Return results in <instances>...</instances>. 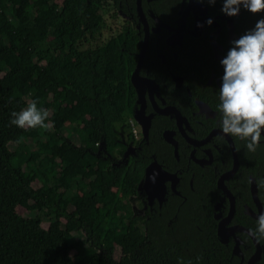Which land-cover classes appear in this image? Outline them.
<instances>
[{"label": "trees", "instance_id": "obj_1", "mask_svg": "<svg viewBox=\"0 0 264 264\" xmlns=\"http://www.w3.org/2000/svg\"><path fill=\"white\" fill-rule=\"evenodd\" d=\"M102 1L0 0V264H122L113 247L130 264H239L242 257L247 264L256 249L252 238L241 233V256L217 233L223 192L212 166H195L194 190L174 206L170 223L153 214L145 230L134 218L131 199L153 154L167 165L178 161L157 129L159 116L149 142L131 131L140 38L125 26L96 43L107 27ZM261 16L243 11V33ZM33 100L48 111L47 127L11 125L10 114ZM133 142L140 148L127 155ZM245 143L239 170L226 183L237 200L234 221L255 229L243 204L254 206L252 176L264 206V143L255 151ZM26 201L33 215L17 211ZM46 220L74 226L51 232ZM259 241L255 264H264Z\"/></svg>", "mask_w": 264, "mask_h": 264}, {"label": "flooded vegetation", "instance_id": "obj_2", "mask_svg": "<svg viewBox=\"0 0 264 264\" xmlns=\"http://www.w3.org/2000/svg\"><path fill=\"white\" fill-rule=\"evenodd\" d=\"M140 2L139 7V0H103L102 6L106 21L109 6H112L116 18L121 17L122 26L119 33L125 26L136 30L140 45L135 52L137 60L135 69L139 63L148 29L146 52L138 71L143 89L133 84L137 91V105L133 110V116L135 110L142 107L141 101L138 102V100L144 90V113L152 115V122L146 135L143 125L135 119L140 128L139 139H146L149 142L154 120L159 116L157 129L168 144L169 151H173L178 161L167 165V163H161L153 154L152 161L156 160L161 166L160 169L168 172L172 177L155 178L157 173H154L150 177L148 187L145 185L146 177L144 176L139 184L138 198L131 199L133 216L142 218L140 223L146 230V222H151L153 214L161 219H168L170 223L172 215L176 212L174 206L177 205L179 209L188 201L190 190H194V178L198 170L195 166L201 168L212 166L218 174V184L220 177L233 167L234 149L240 162L238 148L242 145V140L221 132L216 105L219 102L220 76L223 71L219 60L231 47V41L243 34V22L239 19L245 10L242 9L237 16L228 17L220 12L222 0H216V3L212 5H209L207 0L203 2L200 0H140ZM208 17L213 20L210 26L204 23ZM198 22L202 25L201 27H197ZM134 71L131 76L132 83ZM199 102L205 105V110H201ZM160 110L163 111L160 112ZM166 131L172 132L176 144L166 140L164 136ZM129 133L127 132L128 139ZM260 143H264V140ZM131 145L129 152L135 155L140 146L136 142ZM228 163L232 164L230 168H227ZM233 176L225 179L226 185L228 179ZM250 179L254 178L251 176ZM221 191L223 192L222 202L217 204H221L219 209L216 208L217 205L215 206L218 212L214 214L217 219V233L220 221L227 217L230 210V198L222 189ZM250 193L252 196L251 186ZM152 194L154 196L151 198ZM135 200H138L139 204L134 205ZM252 201L254 206L248 202L243 204V211L247 214V206L257 212L253 197ZM235 204V214L226 224L228 228L233 225H243L234 221L237 212L236 197ZM219 214H221L220 217H217ZM241 233L246 232L237 230L225 243L232 240L236 247L240 241V246ZM238 255L242 256V251Z\"/></svg>", "mask_w": 264, "mask_h": 264}, {"label": "clouds", "instance_id": "obj_3", "mask_svg": "<svg viewBox=\"0 0 264 264\" xmlns=\"http://www.w3.org/2000/svg\"><path fill=\"white\" fill-rule=\"evenodd\" d=\"M207 3L215 4L216 0ZM242 9L252 14L264 12V0H222L220 12L234 17ZM204 23L210 26L213 20L208 17ZM201 26L198 22L197 27ZM219 64L223 70L216 105L220 130L246 141V149L255 151L264 140V16L231 41ZM48 116V111L38 108L33 100L20 111H13L9 123L20 129L46 128ZM248 234L257 240L264 238V212L256 218V227L249 229Z\"/></svg>", "mask_w": 264, "mask_h": 264}, {"label": "water", "instance_id": "obj_4", "mask_svg": "<svg viewBox=\"0 0 264 264\" xmlns=\"http://www.w3.org/2000/svg\"><path fill=\"white\" fill-rule=\"evenodd\" d=\"M140 3L141 2L139 0V7H140ZM140 10H141V8H140ZM147 41H148V29H147L146 38H145V41L143 43L142 50L140 52L139 63H138L137 68L135 69L134 75L132 77L133 84L136 87L142 88V89H143V87L141 86V80H140V76L138 74V71H139V69L141 67V64H142L144 56H145ZM144 99H145V97H144V90H143V92L141 94V98H139V100H138V102L141 101L140 103L142 104V107L140 109L135 110L134 118L140 124L143 125L144 132L147 135L149 127L151 126L152 115H145V113H144V111H145ZM199 105L202 108L201 110H205L204 109L205 105L202 102H199ZM162 111L163 110H160V112H162ZM164 136H165L166 140L176 144V141L173 138L172 132L166 131L164 133ZM230 141H231V139H230ZM128 153H129V151L127 152V155H128ZM176 153H177V148H176ZM239 165H240V162H239L238 154H237L236 150L234 149V164H233V167H232L231 170H229L228 172L224 173L220 177V179L218 181L219 187L230 198V210H229V213H228V215H227V217L225 219H222L220 221L219 227H218V235L223 238L224 242H227L229 237H230V235L234 234L237 230L242 231V232H246L248 234V230L250 229V228H248V227H246L244 225H233V226H231L229 228L226 227L227 222H229L233 218V216L235 214L236 204H235L234 194L231 192V190L225 184V179L227 177L233 176L237 172V170L239 168ZM160 168H161V166L159 165V163L156 160L152 161L149 165H147L146 170H145V177H146L145 178V185L146 186L149 187V185H150L149 183L151 181L150 177L154 173H157L155 178H157V177H160V178H163V177L170 178V177H172L171 174H169L166 171L161 170ZM251 192H252L253 200H254L255 205L257 207V212L254 211L252 208H250V206H247V212L252 217L257 218L262 212H264V206H263V203H262V201H261V199L259 197V187H258V184H257L255 179L251 180ZM152 196H154V194L151 195V198H152ZM220 205L221 204L217 205L216 208L219 209ZM220 215L221 214L217 215V217H220ZM250 237L253 239V241L255 243L256 250L253 253V255L249 258L247 264H255L261 258V255H262V252H263V246H262V244L260 243L259 240H257L256 238H254L252 236H250ZM239 243H240V241H238V243L236 244V247H235V253H237V254H241V249H240ZM242 263H243V260L239 264H242Z\"/></svg>", "mask_w": 264, "mask_h": 264}, {"label": "rangeland", "instance_id": "obj_5", "mask_svg": "<svg viewBox=\"0 0 264 264\" xmlns=\"http://www.w3.org/2000/svg\"><path fill=\"white\" fill-rule=\"evenodd\" d=\"M57 2H60V0H57ZM113 11L114 10L112 9V6H109L106 14L107 27L104 28V30H102L101 32H99L96 38V43H103L104 41H107L109 38H111L112 36H116L119 33L120 26H122V19L121 17L116 18L115 15L113 14L114 13ZM11 148L12 149L15 148V145L11 144ZM34 185L37 187L39 184L35 183ZM137 204H139V202L138 200H135L134 205ZM30 206H31V202L26 201L17 208V211L25 216L33 215L34 213L31 211ZM4 221H6L5 218ZM65 225L72 227L74 226L71 221H66V220H63L60 223H57L56 221L46 220L43 223V226L51 232L56 231L58 228L63 227ZM111 253H113L115 258L120 260L122 264H130L129 256L123 255L118 247L111 248Z\"/></svg>", "mask_w": 264, "mask_h": 264}, {"label": "built area", "instance_id": "obj_6", "mask_svg": "<svg viewBox=\"0 0 264 264\" xmlns=\"http://www.w3.org/2000/svg\"><path fill=\"white\" fill-rule=\"evenodd\" d=\"M128 122H130V124H131V130L133 131V134H134L135 138L139 139L141 137V133L139 131L140 128L138 127L134 116L130 117Z\"/></svg>", "mask_w": 264, "mask_h": 264}]
</instances>
